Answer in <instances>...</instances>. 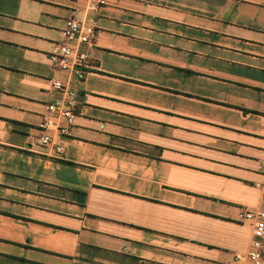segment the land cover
I'll use <instances>...</instances> for the list:
<instances>
[{
    "label": "crops",
    "instance_id": "crops-1",
    "mask_svg": "<svg viewBox=\"0 0 264 264\" xmlns=\"http://www.w3.org/2000/svg\"><path fill=\"white\" fill-rule=\"evenodd\" d=\"M85 8L0 0V264H249L264 0ZM72 18L96 30L83 81L52 61ZM53 79L76 92V117L43 147L46 107L65 100Z\"/></svg>",
    "mask_w": 264,
    "mask_h": 264
},
{
    "label": "built area",
    "instance_id": "built-area-1",
    "mask_svg": "<svg viewBox=\"0 0 264 264\" xmlns=\"http://www.w3.org/2000/svg\"><path fill=\"white\" fill-rule=\"evenodd\" d=\"M78 4H85L88 12H98L105 4V0H76ZM85 8V9H86ZM96 30L92 23L72 18L67 21L64 31V42L58 46L52 61L57 71L67 74L69 77L83 81L89 71L90 56L82 50L84 46H92L95 40ZM55 91L65 95V100L47 105L46 117L42 125L44 133L38 140V144L46 147L52 144L49 131L66 136L69 127L75 120L77 108L76 92L69 90L60 79L52 80ZM57 153H62L61 147H56ZM246 222L254 225V240L249 251V264H261L264 259V212L250 211L244 216Z\"/></svg>",
    "mask_w": 264,
    "mask_h": 264
}]
</instances>
